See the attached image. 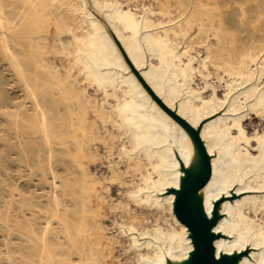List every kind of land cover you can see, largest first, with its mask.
I'll return each mask as SVG.
<instances>
[{"label":"bare ground","instance_id":"bare-ground-1","mask_svg":"<svg viewBox=\"0 0 264 264\" xmlns=\"http://www.w3.org/2000/svg\"><path fill=\"white\" fill-rule=\"evenodd\" d=\"M92 1L104 14L135 65H144L146 53L150 55L147 74L160 86L166 81L168 98H171L172 89L185 91L187 97L179 105L180 113L191 112L194 120H199L201 109L205 114L222 109L233 97L226 111L228 116L219 117L212 128L225 132L237 129L244 137V120L250 115L264 116V44L241 52L235 31L226 17L238 11L245 18L251 10L260 20L264 18V0H224V20L220 8H210L201 1L159 0L156 18L150 16L155 13L151 10L138 12L136 3L134 9L124 10L121 0ZM65 35L71 37L68 46L63 41ZM200 48L205 49L206 55L197 59L192 52ZM59 57L68 60L65 66L49 62L50 58ZM94 63L101 70L113 66L118 72L113 69L109 73L101 72ZM123 71L124 64L86 0H0V106L9 100L6 75L11 74L31 103V109L21 103L19 112L12 116L14 124L18 131L19 125L28 126L47 154V167L40 169L50 179L47 177L50 181L47 226L41 235L31 231L39 242L37 264H124L120 259L123 256L127 264H149L143 262L144 257L155 260L157 254L149 250L150 242L144 245L146 252L134 250L138 241L133 237L128 240L122 234L107 233L105 220L113 208L101 194L104 187L99 179L100 165L106 164L119 182L118 192L127 184L121 169H116L113 162L107 158L101 162V146L113 155L114 138L110 137L107 127L116 129L119 139L127 141L120 145L119 164L133 180L139 178L143 183V186H135L133 181L128 188V205L121 209V218L142 226L149 220L145 215L151 217L154 225L150 237L154 240H161L157 231H162L169 243L177 240L179 245L187 233V228L174 213L171 199L162 202L159 198L162 190L157 184L165 188L177 186L174 174L163 171L176 165L172 157L165 151L150 148L137 156L132 154L144 142L161 140L163 133L148 121L164 122V119L135 89L132 78L122 75ZM221 71L229 79V86L224 83L225 95L213 108L211 101L205 103L202 95L195 96L197 90L192 83L198 76L204 80L205 87H213L215 93L216 87L209 83V78L218 79ZM90 89L101 94L100 102H92L87 96ZM235 91L238 93L232 96ZM97 121L106 127L105 137ZM170 126L181 144L183 133ZM202 134L210 136V127ZM255 138L261 149L256 159L240 148L234 150L236 160L248 162L246 173H251L263 157L264 135L256 134ZM2 141L7 140L0 139V143ZM226 147L233 150V142L227 141ZM4 148L6 150L0 147V232L7 241L5 250L0 247V262L8 260L11 263L9 242L15 235L28 238L22 231L25 224L18 220L17 214L30 211V203L24 201L17 205L15 202L18 187L8 178L9 151L13 147L8 144ZM22 152L26 154L23 149ZM227 164L225 172L232 174L238 170L235 162ZM212 169L213 176L223 172L222 166L217 167L215 161H212ZM147 182L157 191L156 196L149 194ZM263 183L264 174L255 184L262 186ZM252 204L256 206L255 202ZM244 208L234 209V216L243 224L246 223ZM206 209L207 213L213 211L208 204ZM138 210L142 215H138ZM224 227V223H220L219 228ZM140 233L145 239V233ZM258 237V243H262L264 234L259 233ZM117 245L120 246L119 254ZM221 245L216 244L217 247ZM224 249L227 252V248ZM256 260L262 262L264 256Z\"/></svg>","mask_w":264,"mask_h":264},{"label":"rangeland","instance_id":"rangeland-1","mask_svg":"<svg viewBox=\"0 0 264 264\" xmlns=\"http://www.w3.org/2000/svg\"><path fill=\"white\" fill-rule=\"evenodd\" d=\"M158 1L121 0L124 10L128 8L134 9L133 5L136 3V6L139 7L138 12L148 13V10H151L155 12L154 15L150 14L154 18L157 17L160 10ZM161 1L163 2V0ZM198 1H201L203 4H208L210 8H220L222 12L221 17L224 20V0H191L194 3ZM86 2L89 9L96 14L108 39L114 45L115 52L119 55L120 61L125 66V71L122 72V75L126 78H132L135 89L142 93V97L164 119V122H158L156 120L148 121L156 130H160L163 133L161 140L151 143L144 142L140 149L132 152L133 155L137 156L145 148L157 149L167 152L176 163L175 166H168L163 171L174 174L177 186H168L165 188L157 184L162 190V195L159 198L162 202L170 198L175 213V205L179 193L195 186L204 179L205 161L196 139L195 132L198 133L211 159V165L212 161H215L217 167L222 166L223 172H217L213 176L212 169V176L208 186L194 196L188 203L187 212L189 216L198 222L200 220L211 222L213 221L215 204L219 200L224 199V202L218 209L219 220L211 229V233L215 236V257L218 253L216 260L218 262L224 261L225 264H264V261L258 262L256 260L257 257L264 256V239L262 243H258L259 233L264 234V183L262 186L255 184L256 181H259L260 175L264 174V152L261 162L255 165L251 173L244 172L248 166L247 161L240 162L234 157V150L236 148H240L249 153L252 159H256L260 155L261 149L258 147L255 137L256 134L260 136L264 135V116L250 115L244 120L242 124L245 133L244 137L239 134L237 129L225 132L221 129L212 128V124L219 117L226 118L228 116L226 115V111L233 97L229 98V101H227L222 109L216 108L215 111H210L208 114H205L203 109H201V117L199 120H194L191 112L185 114L180 113L179 105L187 97L185 91L180 92L177 89H172L171 98H168L169 87L166 81L164 80L162 86H160L156 79L150 78L147 74L148 68L151 65L150 55L146 53V62L144 65H135L129 58L122 43L118 40L104 14L92 0H86ZM232 13V16H226L228 18L227 22L235 31L241 52L249 49L254 50L260 44H264V18L259 20L257 14L251 10H248V15L245 18L238 11ZM141 34H144V31H141ZM210 39L211 42H214L212 37ZM63 41L68 46L71 43V37L65 35ZM192 53L197 59L204 58L206 55L204 48H200ZM49 62L63 67L67 64L68 60L59 57L56 59L50 58ZM94 66L101 72L109 73L110 69H113L115 73L118 72L113 66L106 70H101L97 63H94ZM6 81V84H8L6 85V90L8 92L7 95H9V100L3 101L0 106V139L7 141H2L0 147L1 150L5 149L4 147L8 144L13 147L10 151L7 150L11 152L10 162H8L10 166L8 178L10 182L18 187L19 193L15 198L16 204L21 205L24 201H28L30 203V211H25L24 213L18 212L17 214L18 220L25 224V229L22 231L28 235V238L15 235L9 242L12 256L11 263L8 260H3L0 264H37L40 257L39 242L36 235L31 233V231H35L38 235H41L47 226V194L49 192L50 179L49 176H45L40 171L41 168L47 167V154L46 150L42 147L40 139L29 132L28 126L19 125L20 131L17 130L12 116L19 112L21 103H26L28 109H31V103L23 93L21 85L12 78L11 74L6 75ZM209 83L216 87L215 93L213 92V87L206 88L204 80L198 76L194 78L192 85L197 90L195 96L202 95L204 102L211 101L212 107L214 108L217 106V100L223 98L225 95L224 83L227 86L229 79L224 74V71H221L218 79L215 76H211ZM237 93L238 91L233 92L232 96H235ZM87 96L90 97L92 102H100L102 99L101 94L92 89H90ZM5 113L9 114V116L5 115ZM25 117L27 118L29 116ZM97 124L101 130V134L105 137L104 129L106 127L100 121H97ZM170 125L180 129L183 133V142L181 144L178 143ZM209 127L211 129V135L202 134L203 130ZM228 128L231 127L229 126ZM106 129L110 131V137L114 138L113 143H111L114 149H112L113 155H109L108 150L104 146H101V162H105L106 158L113 162L116 165V169H121L122 178L127 183L121 187V192H118L119 182L113 178L114 176L110 173L106 164L100 165L101 173L99 179L101 185L104 187L101 194L106 198L109 206L113 208L109 218L105 220V226L108 229L107 233L113 236L122 234L124 237H128V240L133 237L134 240L138 241L134 244V250L146 252L147 249L144 248V245L150 242L149 250L155 251L157 255L155 260H150V257H144L143 262L145 263L193 264L196 249L192 234L186 226L187 233L178 245L177 240H172L169 243L167 236L162 231H157L161 240L151 239L150 234H152L154 222L147 215L145 217L149 220H146V223L142 226L132 224L126 219L121 218V209L128 205L126 198L128 188L133 185V181L135 186L142 185L143 183L139 178L133 180L131 174H126L124 166L118 162L120 145L127 141L119 139V134L116 129L111 127H107ZM219 135L221 136V140H219ZM227 141L233 142V150L226 149ZM22 149L25 150L26 154H23ZM208 150H210V153ZM228 161H233L238 165V170L232 174L224 170V166L228 167ZM61 172L62 170H60ZM47 177L49 180H47ZM146 185L150 187L149 194L156 196L157 191L151 183L147 182ZM252 202L256 203L255 207ZM207 204L213 207V211L210 213H207ZM240 206H245V215L243 218L246 223L244 224L240 223L234 216V209L239 210ZM137 212L139 216L142 215L141 210ZM220 223H224L225 227L222 229L219 228ZM173 227L178 229L176 226ZM140 232L145 233V239L141 236ZM5 241L7 240L3 238V234L0 232V247L2 246L3 250L6 248L4 246ZM217 243L223 245L217 247ZM116 247V252L119 254L120 246L117 245ZM188 247L190 249L186 251ZM224 247L227 248V252ZM120 259L124 264H127L124 256Z\"/></svg>","mask_w":264,"mask_h":264},{"label":"water","instance_id":"water-1","mask_svg":"<svg viewBox=\"0 0 264 264\" xmlns=\"http://www.w3.org/2000/svg\"><path fill=\"white\" fill-rule=\"evenodd\" d=\"M193 132L195 131L193 130ZM195 135L205 161V176L200 183L189 189H185V191H183L182 193H179L175 205V215L177 219L184 226H186L192 234L196 249V255L194 257L193 264H225L224 261L218 262L216 260L214 251L215 236L211 233L212 227H214L219 220L218 209L224 202V199L219 200L215 204L213 221L211 222H204L202 220L198 222L195 219L191 218L187 212L189 201L208 186L212 176L211 159L206 152L200 135L196 132Z\"/></svg>","mask_w":264,"mask_h":264}]
</instances>
